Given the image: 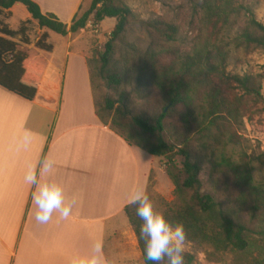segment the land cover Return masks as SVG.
Here are the masks:
<instances>
[{"label": "trees", "instance_id": "1", "mask_svg": "<svg viewBox=\"0 0 264 264\" xmlns=\"http://www.w3.org/2000/svg\"><path fill=\"white\" fill-rule=\"evenodd\" d=\"M195 2L205 23L217 33L245 13L246 25L236 41L239 46L264 52V24L257 20L252 8L239 0ZM18 3L41 28L62 36L86 32L91 20L96 26L106 19L116 20L104 51L98 54L93 49L92 55L98 54V58L88 59L94 97L93 64L119 96L107 97L103 106L95 100L96 115L129 144L167 160L165 172L176 197L165 202L163 214L173 225L176 221L185 224L189 242L209 247L215 253L231 254L234 264H264V194L253 185L250 164L230 157L227 146L233 138H225L226 126L242 119L238 101L231 100L229 91L240 90L256 104H264L261 86L253 77L227 74L225 54L215 44L206 43L190 53L176 55L166 46L178 41L176 24L160 17L140 19L119 0H92L90 8L75 17L71 27L54 14H44L33 0H0V18L3 10ZM23 25L14 32L0 19V34L13 38L23 32ZM137 28L148 37L145 49L127 41L128 34ZM36 47L52 50L46 35L41 36ZM172 55L175 61L169 63ZM43 72L44 66L37 60L19 51L16 43L0 37V87L33 101ZM130 80L136 81V94L147 102L135 113L130 108V93L123 91ZM177 157L182 158L180 166ZM205 165L211 167L209 192L203 190L201 180ZM137 206L128 205L124 213L145 264L144 240L139 235L143 222L136 215ZM195 259L185 253L186 264H195Z\"/></svg>", "mask_w": 264, "mask_h": 264}, {"label": "crops", "instance_id": "2", "mask_svg": "<svg viewBox=\"0 0 264 264\" xmlns=\"http://www.w3.org/2000/svg\"><path fill=\"white\" fill-rule=\"evenodd\" d=\"M33 1L69 27L92 3ZM18 14L22 18L14 24ZM0 19L14 32L25 23L18 39L0 37L44 66L33 101L0 87V264H70L74 256L91 254L98 241L108 264L132 263L139 243L124 210L134 189L148 193L157 158L126 142L96 115L88 32L62 36L41 28L19 3L3 10ZM34 23L40 36L28 29ZM43 35L50 52L36 47ZM44 157L57 165L44 179L59 183L66 198H75L67 218L54 213L47 223L36 220L35 189L24 180L28 166Z\"/></svg>", "mask_w": 264, "mask_h": 264}, {"label": "rangeland", "instance_id": "3", "mask_svg": "<svg viewBox=\"0 0 264 264\" xmlns=\"http://www.w3.org/2000/svg\"><path fill=\"white\" fill-rule=\"evenodd\" d=\"M119 1L121 4L130 7L140 19L149 20L160 17L167 22L176 24L180 32L178 41L166 44L167 47L176 52V55L190 53L194 47L203 46L206 43L215 44L225 54L226 73L252 76L256 83L261 86V94L264 98V52L255 48L239 46L236 41L240 30L246 25L245 13L237 19L233 18L229 26L217 33L205 23L203 13L196 7L197 2L195 0ZM239 2L245 7L252 8L257 20L264 24V0H239ZM21 18L22 15L18 14L13 20L14 24ZM104 22L102 28L96 26L92 20L87 25L86 32L89 33L88 35L93 41V49H97L98 54L104 51V45L113 30L110 28H114L116 24L115 19H106ZM23 27L25 26L23 25ZM28 29L32 31L31 34L40 36L38 24L34 23ZM15 38L18 39L19 37L16 36ZM127 41L144 49L149 43L146 33L138 28L128 34ZM98 54L91 55V58L97 59ZM174 58L175 56L172 55L168 62H174ZM92 71L94 73L95 100L99 104L98 106H103L107 97L119 99L118 93L100 77L98 66L93 64ZM135 87L136 81L134 80H130L127 86H123V91L130 93V108L133 113L144 108L147 103L136 94ZM229 97L231 100L238 101L242 119L238 122L231 121L225 128L226 140L229 137L233 138V141L227 146L228 154L236 162L243 161L250 164L253 185L264 194V104H256L252 97L245 95L240 90L229 91ZM155 98V96L151 97L152 100ZM117 108L118 105L115 110ZM157 162L158 169L157 172L151 174L147 194L153 203L154 211L163 212L165 202L174 201L176 193L173 183L165 172L167 160L157 158ZM181 162L182 158L177 157L176 163L180 166ZM210 171L211 167L205 165L201 174V180L204 183L203 190L208 192L212 190L209 181ZM220 181L223 182V180ZM224 195L222 194L221 197L224 198ZM185 253L195 256V264H234L231 254L215 253L209 247H199L189 241L185 246ZM128 264H144L139 247L133 256L132 263Z\"/></svg>", "mask_w": 264, "mask_h": 264}, {"label": "clouds", "instance_id": "4", "mask_svg": "<svg viewBox=\"0 0 264 264\" xmlns=\"http://www.w3.org/2000/svg\"><path fill=\"white\" fill-rule=\"evenodd\" d=\"M29 136L30 133L26 132L25 142ZM56 167L54 160L44 157L36 164L29 165L24 176L25 182L35 189L32 192V202L35 206V218L41 223H47L54 213H58L61 218H67L75 203L74 197L66 198L59 183L44 179L53 174ZM128 203L138 205L136 215L143 222L139 235L144 240L145 264H186L188 231L185 224L176 221L173 225L163 212L154 211L153 203L144 189H134ZM70 264H108L103 253V242H96L89 255L72 257Z\"/></svg>", "mask_w": 264, "mask_h": 264}]
</instances>
